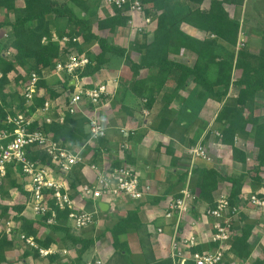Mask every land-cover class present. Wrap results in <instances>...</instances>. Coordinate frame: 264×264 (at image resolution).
Returning <instances> with one entry per match:
<instances>
[{
    "label": "trees",
    "instance_id": "trees-1",
    "mask_svg": "<svg viewBox=\"0 0 264 264\" xmlns=\"http://www.w3.org/2000/svg\"><path fill=\"white\" fill-rule=\"evenodd\" d=\"M80 9L86 10L88 8L87 1L85 0H72ZM145 5V14H150L149 7L160 12L156 16V26L151 41L141 43L137 45V48L144 50L141 55L140 65L153 67L155 72L157 71L159 78V88L163 86V81L169 74L171 69H179L180 73L176 82V86L171 93H163L162 99L165 100V104L171 102L174 96L177 94L181 87L185 86L186 79L192 76V81L195 83L198 95L204 100V96H212L214 98H221L226 94L229 85L233 83L239 86L238 94L235 99V105H223L219 110L215 121L221 123L222 127L219 130L220 137L218 139L223 144H227L231 147L233 159L246 163L247 156L245 152L235 146V136L240 133H247L246 124L252 123L253 126V144L257 147V154L254 157L255 164L252 169L245 173L251 174L249 176V184L252 191H255L261 184V178L259 176L260 167L264 165V119L259 121L257 118H251L249 121L242 116L241 108L248 102H252L255 92L257 90L264 89V31L261 36V46L256 53L248 52L246 50L240 51L238 57H236L234 68L241 69V73L238 79H230V71L233 67V61H219L220 70H224L222 76L217 81H209L205 76L204 72L197 67H189L183 63L171 61L168 59V49L172 44V41L178 40V46L191 50L197 55L198 59L208 58V47L214 42L200 41L197 38L188 36L182 32L179 27L181 23H187L195 28L209 32L214 37L230 44L235 45L238 37V31L240 27V21L238 18L229 16L223 7V2H231L230 0H210L207 9H202L198 5L202 0H188L190 3L197 4L195 7H189L185 3H180V0H141ZM24 6L20 11V15L15 17L14 21L4 19L0 21V28L9 26L10 33L2 45L0 44V116L5 115V107L9 103H6V98L10 97L8 102L13 100L18 101V105H12L13 112L15 110H22L24 106V99L18 94L16 89L12 90V93L8 94L5 92V87L11 83L8 78V73L11 72L15 67L19 66L24 69L27 73L34 71L39 75L37 87L42 88V94L35 98V104H42L47 99H52L59 96L60 92L67 90L72 91L73 86L69 84L70 78L66 75H62L63 80L58 79L55 83L59 84L57 87H53L49 84L45 77V72H50L54 69L55 62L66 53L67 46H74L78 53H82V48L92 42L98 45V52L89 57L90 62L82 69L77 70L76 75L79 78L91 76L98 72L102 65L107 62V53L122 55L125 52V48L114 46L106 42L103 37H100L91 30L86 19L80 18L75 15L72 9L67 4L57 5L53 0H23ZM238 5L241 4V0H237ZM148 4V7H147ZM0 8L5 9V12L15 11L14 0H0ZM128 7L124 9H118L112 6V15L98 22L99 28L108 27L112 30L115 26L125 25L127 20L130 18V14L127 11ZM54 13L57 17H66L70 24L74 26L70 31L60 34L62 36L67 34L70 36L69 42L64 48H62L56 41H52L51 31L49 27V16ZM48 17V19H47ZM77 27L80 31H77ZM82 36V42L72 41L71 38L75 36ZM43 38L45 41H43ZM12 47L15 52L10 56H2L1 51L6 50L8 47ZM208 53V55H206ZM200 61V60H199ZM135 67V65H133ZM15 72V71H14ZM18 79H17V78ZM15 78L19 82L22 79L20 73L15 74ZM14 78V79H15ZM15 79V80H16ZM16 82V81H15ZM221 84L222 90H215L214 86ZM162 85V86H161ZM135 82L132 90H136ZM139 93V91H137ZM10 106V105H9ZM12 112V113H13ZM78 119H72V116L68 115L65 122L61 125L52 124L46 127L47 130L52 132L55 139H63L69 141L72 144L79 145L87 137H80V139H74V135L68 131V124H71ZM81 128L86 125L87 119L82 116L80 119ZM167 121L164 122L166 124ZM163 125V124H161ZM249 133V132H248ZM251 133V132H250ZM104 138H100L98 143H102ZM89 150H86V153ZM99 151L98 147L94 148L92 153V160L97 157ZM167 153H173L170 146L166 148ZM171 161L175 162V158L171 157ZM119 163H114L112 166H118ZM240 173L237 176H220L219 173L212 167H194L191 169V190L194 188L198 189V195L194 199L192 205L196 207L197 204H204V209L211 208L215 205L217 198L220 196L221 191L219 190V181L225 180L230 184V190L228 191L227 198L231 205H240L242 202V188L246 182V175ZM185 173H180L177 181L169 186V190H177L181 186V181L185 177ZM8 177V176H7ZM8 179V178H7ZM11 186L16 187L21 194L24 191L20 184L15 180L10 179ZM75 179L70 182L71 186L74 184ZM183 184V183H182ZM179 189V188H178ZM216 191V192H215ZM215 192V193H214ZM179 191L174 193V196H179ZM163 198L162 196H152L148 201L150 203H156L158 200ZM23 203H15L14 205L2 204L0 205V264L5 262L4 253L6 250L13 247L14 233L20 232L25 236H31L34 238L39 246L47 247L55 239L51 234L59 233L61 235V241H68L76 247L77 258H80L94 243L92 237L84 238L74 236L71 232L70 227L66 222L60 224L47 225L44 223L46 215L38 216L35 218H27L22 212L24 210ZM139 206L134 209H129L124 217L116 220L108 229L112 237V246L117 249L119 255L122 257L128 253L126 248L127 243L120 240V235L127 233L128 231L136 230L142 226L139 220ZM13 212L11 217L17 222V227L13 229V233L7 234L4 228L1 226V219L9 215V212ZM100 211V210H99ZM243 210H240L235 221V227L239 234L235 235L231 245L230 251L237 257L246 258L251 252V247L248 242V238L251 234L252 224L245 221ZM58 217L66 218L67 210H57ZM48 215V213H47ZM39 226H46L49 229V233L42 237H38ZM146 236L147 232L145 230ZM212 246V243L210 244ZM264 251V244H263ZM200 247H193L192 251L199 250ZM38 257L36 250L27 248L23 251V257L27 255ZM55 255L50 256L49 260H54ZM120 262V261H119ZM120 264H126L120 262ZM149 264V263H147ZM152 264V263H150ZM154 264V263H153ZM156 264H172L170 258H164ZM185 264H194L188 260ZM226 264V262L224 263ZM252 264H264V257L262 259H256Z\"/></svg>",
    "mask_w": 264,
    "mask_h": 264
},
{
    "label": "built area",
    "instance_id": "built-area-1",
    "mask_svg": "<svg viewBox=\"0 0 264 264\" xmlns=\"http://www.w3.org/2000/svg\"><path fill=\"white\" fill-rule=\"evenodd\" d=\"M105 2L118 9L128 7L127 11L131 17L133 14H141L143 18L151 15L145 14L146 7L141 0ZM145 20V23H150L149 16ZM68 40L66 36L61 38L62 42ZM71 40L75 41V38ZM6 52L10 53L8 50ZM89 62L88 56L78 53L74 46H67L66 53L55 62L52 72L69 77L70 81H73L69 82L73 90L63 92L64 97L61 93L37 105L35 98L41 96L43 90L37 87L39 75L30 71L22 76L18 87H15L24 99L23 109L13 112L12 109L10 111V108L5 107V115L0 116V181L12 177L20 184L24 194H21L23 201L19 202L24 204V210H29L32 217L46 215L44 223L47 225L66 222L72 234L77 235L82 234L96 222L95 217L100 210L98 201H105L110 207L116 208L117 204L123 201H133L137 202L136 204L144 202L153 194L151 184L143 181L133 167L126 164L112 166L106 162H90L87 158L91 149L88 146L98 143L100 138L106 136L107 126L99 118L100 109L114 94L108 83L83 81V78L76 75V71L82 70ZM78 113L87 119V138L79 145L55 139L52 132L46 129L52 124L61 125L68 115L74 116ZM120 132L127 136V130L121 129ZM85 146L89 148L87 153L83 150ZM187 152L193 161L198 157L208 159L200 143L189 147ZM191 169L188 171L186 181L178 190L180 195L177 197L173 195L167 201L163 213L166 219L171 220L172 226L166 258H170L172 264H185L188 260L194 264H224L228 253L231 252L233 238L239 234L235 227L237 215L240 210L246 209V204L256 209L261 217L263 231L260 241L264 244V165H262L259 172L260 186L248 194L245 201L242 199L239 206L231 205L227 198L228 192H223L213 207L204 209V216L212 219L209 238L212 246L192 251L198 243L197 236L193 233L179 234L182 221L193 210L192 203L198 195V189L191 190ZM78 170L83 171V179L74 178ZM69 177L75 179L72 186ZM57 210H67L66 218L58 217ZM12 216L5 220L1 219L8 234L13 233V229L17 227V222L11 218ZM162 232L163 228L157 227L150 234L158 235ZM16 233L21 243L29 249L36 250L40 257L68 253L65 248L59 249L52 243L47 247L39 246L31 236ZM85 264L106 262L100 257H95L88 259Z\"/></svg>",
    "mask_w": 264,
    "mask_h": 264
},
{
    "label": "rangeland",
    "instance_id": "rangeland-1",
    "mask_svg": "<svg viewBox=\"0 0 264 264\" xmlns=\"http://www.w3.org/2000/svg\"><path fill=\"white\" fill-rule=\"evenodd\" d=\"M53 1H55L57 5L67 4L72 9V11L75 15H77L80 18L86 19L88 21L89 25L91 26V30L95 31L94 33L96 35L103 37L107 43L112 44L114 46H119V47L125 48V52L122 55H117V54H112V53L106 54L107 57H109V55H116V59L119 61V63L117 64V68L121 67V66L123 67V65H126L127 69L129 67V71H131V73H132V78H135V76L139 72L138 71L139 68H142V67L150 68L149 71H146V69H144V71H145L144 73H146V72L149 73V78L153 82V84H152L153 89L151 92L153 95L156 94L158 96V98L157 99L155 98L156 100L154 101L155 106H156V108H154L155 112L154 113L152 112V114L150 113V115H147V113L145 112V115H147L146 118L150 116V118H148V119L152 120L156 116L158 119V120H156V122L158 121L159 124H164L165 121H167V122L170 121V119L172 118V114H171L168 106H169V104H171L173 99L171 100L170 103L165 104V100L162 99V94L164 92L165 93H171L174 90L178 76H179V73H180V70L179 69H171L169 71V74L167 75V77L163 81V84H162L163 86L161 85L162 87L160 89L159 83H158L159 78H157L158 74H157V71L155 72L154 68H151V67L146 66V65H143V66H140L137 68V65L138 66L140 65L141 55H142V53H144V50L138 49L137 45H139L141 43L147 44L149 41L152 40L153 33L155 30V26H156V16L158 15V13L160 11L152 9L151 7H149L151 15H146L143 18V16L141 14H137V15L133 14L132 17L130 16V18L127 20L125 25L115 26L111 31L108 27H105V28H99L98 27V22L100 20H102V19L106 18L107 16H110L114 13L113 11L109 12L107 10V8L112 9V7L107 5L105 0H85V1H87L86 3L88 5V8L86 10L80 9L72 0H53ZM180 1H182L180 3H185V5H188L189 7L197 6V4L190 3L188 0H180ZM230 1L231 2H228V1L223 2V7L229 16L238 18L239 21L241 22L240 16L243 13V15H244L243 19L247 20L249 24L250 23L258 24V26H256V27L262 29V25L264 23V13L261 10V8L262 9L264 8V2L263 1L260 0L258 2L259 5H258V3H256V1L252 2L251 0H247V1L241 0L240 5H238L237 0H230ZM209 2H210V0H202V2L198 6L202 9H207L209 6ZM255 4H256V6H255ZM14 6L16 7V10L11 11L12 15H10V17L8 16L7 18H6V15H8L9 13L5 12V9L0 8L1 16H3V18H5V19H8V20L10 19L11 21H14L15 17L20 15L19 13L22 10V7L24 6L23 0H14ZM147 7H148V4H147ZM48 16H49V20H50L49 27H50V31H51L52 41H56L61 47L63 45H66L68 43V41L70 40V36L67 34H64L62 36H59V35L70 31V29L74 25L70 24V22L67 20L66 17H57V16H55L54 13H51ZM148 16L150 17V21H149L150 23H145L146 22L145 19H147ZM47 19H48V17H47ZM181 24H180V27H181ZM253 27H254V25H252L251 27H249V26L247 27V26L243 25V27H242L241 23H240V27H239V31H238V37H237V41H236L235 45H230V44L214 37L209 32H205V31L201 30L197 34L199 36L197 39H199L200 41L214 40V42H212L210 44V47H208L209 56L207 59H205L203 57V59L197 60V55L194 52H192L189 49L182 48L181 46H178V40L172 41V44L169 46L168 59H170L171 61L183 63L189 67H197L198 69L201 68L200 70H202L204 72L205 76L207 77V79L209 81H217L222 76V73L224 70H220V68L218 67L219 61H233V67L230 71V79H231V81L233 78H234V80L238 79L240 76V73H241V69L236 68V67L234 68V63H235L236 57H238V53L240 51H244V50H246L248 52L256 53L261 46V39L259 42V41L255 40L254 35L250 36V34H249V32H250L249 28L253 29ZM75 28L76 27L74 26V29ZM77 29H78L77 31H80V29L78 27H77ZM105 29H108V31H105ZM64 36L68 37L69 40L62 42L61 38ZM1 37L4 38V39H2L3 43H4L6 38H7L6 34H4V36L2 34ZM107 37H109V38H107ZM74 38H75V41H77L78 43L82 42V36L81 35L75 36ZM259 38H261V36ZM43 41H45V40H43ZM81 48H82V51H81L82 54H84L88 57H92L93 54L98 52V45L94 42H92L91 44H88V46L86 45L85 48L84 47H81ZM7 50L10 52L9 53L10 55H13V53L15 52V50L9 46L5 51L4 50L1 51L2 56H10L9 54H7V52H6ZM208 53L206 55H208ZM117 56L120 58H117ZM133 65H135V67ZM103 66L104 65H102L101 68L98 70V72H96L95 74H92L91 76L83 77V81L92 80V82L96 83V84L103 81L105 78V72H104L105 68ZM16 73H20V75L24 76V75H26L27 72L24 69H22L21 67L17 66V67H15V69H13L11 72L8 73V77L10 76L9 79L12 80V84L11 85L9 84V89L11 86V90H14V87L17 88L18 87L17 85H19V82L17 81L18 78L17 77H16L17 79L15 78ZM44 75H45L46 81L49 84H52L53 87H57V85H59V84L55 83L57 78L62 79V77H61L62 75L60 73L55 74L52 72V70H50V72H45ZM117 76L118 75H116L115 77H117ZM129 76H130V73H129ZM115 77H114V79H115ZM130 80H128V81H130ZM116 81L118 82V78L116 79ZM128 81H123L120 84L119 93L117 91V93L112 98V102L109 101L106 105L101 107L100 115H99V118L102 122L104 121L103 115H104V117H107V115L111 111L114 115H116V116L119 115L120 119H122V120L117 119V121H118L117 124H120V125L122 124V127L124 128V130L125 131L127 130V136H123V141H125V142H129L126 139H127L128 135H132V132L135 131V128H136L135 122L137 121V120L132 119V116L135 115V111L137 109V105L135 103L136 98H134L131 95L134 98V100H132V101L128 100L127 101V97H126V93H127L126 91H129L128 88L127 89L125 88V87H129ZM191 81H192V76H190L186 79L185 86H187L189 83H191ZM231 84L229 85V88H228L226 94L222 98L223 99L222 101L224 102L222 104V106L223 105H231L232 106V105L236 104L235 99H236L237 94H238L239 86H236L233 83H231ZM222 88H223V86L221 84L214 86L215 90H222ZM117 89H118V84H117ZM132 91L133 92L131 94L134 93L135 95H138L136 90H132ZM60 93H62L61 95L64 94L63 92H60ZM62 97H64V95ZM145 101H146V99H145ZM126 102L129 104H126ZM144 102H142V103H144ZM138 107H139V104H138ZM241 110H242V112H241L242 116L245 119H247L248 121L251 118H257V119H259V121H262L264 119V89L257 90L255 92V95H254L252 102L246 103L241 108ZM102 111H105V112L108 111V112L105 114H102ZM153 114L155 116H153ZM81 118H82V115L79 113L72 116V119H78V121L71 123L68 127V131L71 133V135H74V137H73L74 139H80V137H83V138L85 137L86 132H85L83 127L82 128L80 127L81 126V122H80ZM145 121L147 122L148 120L146 119ZM112 122H113V120H112ZM138 122H139V120H138ZM166 125H167V123H166ZM253 125L254 124L248 122L246 124V130H248L249 133L248 132L243 133V134L240 133V135L244 138L245 146H249V148H245V149H247V153L245 152V154L247 157L250 158L249 160L246 159V163L242 164L240 162L241 164H239V165L232 163V166L228 165L229 168L225 167L222 170L220 169L222 173L218 172L216 170V167H215V164H218L217 159L219 158V156L216 155V153H217L216 148L214 150V149H211V146H209V148H207L206 146L201 144L204 147L206 156L208 157V159L206 158L207 159L206 160L207 162L205 164L206 166H200V165L195 166L194 165L195 161H193V162L191 161V163H189L186 159L181 160L182 161L181 165L178 166V170L175 171V176L172 179L177 181L180 173H183V172L185 173V171H186V174H188L187 171L190 168H194V167H212L219 173L220 176H223V177L224 176H237L240 173L245 174V173L249 172L255 164L254 157L257 154V147L253 144V137H252V134H253L252 130L254 127ZM221 127H222L221 123H219L217 126H216V124H213L210 128V129H212V133H211V131H209L207 137H205V138H210L211 141L217 140V138L220 137L219 130ZM215 130H217V131H215ZM175 133H176V135L179 134L178 131H176ZM112 134L114 136L115 133H112ZM194 137H196V135ZM86 138L81 139V141L83 142ZM115 139L118 140L117 135H115ZM249 139H250L252 144L248 143ZM193 142H195L194 139H192L191 143H188V142L187 143L190 146V144L191 145L195 144ZM122 143H123L122 145L125 144L124 142H122ZM100 144L95 143V144H92L91 146H88L89 148H91L89 153H88V155H89L88 160L90 162L93 161L92 160V155H93L92 153H94L93 152L94 148L98 147L100 149ZM197 144H195V145H197ZM228 146L226 148L227 152H229V149H230ZM89 148H87V146H85L83 150H89ZM127 150H129V149H127ZM227 152H224V155L222 154L223 155L222 158L224 157L226 159V155H228ZM114 154L115 155L116 154L121 155L122 153L114 151ZM122 155H124V153ZM182 155H183V152H182ZM184 156H186V155H184ZM217 156H218V158H217ZM227 157H229V156H227ZM97 158H99V157L94 158L95 162H98L96 160ZM99 159H100V161L107 162V164L108 163L111 164V162H109V160L106 157H104V159H106V160H103L102 157H100ZM103 162H101V163H103ZM247 167H249V168H247ZM77 172H76L77 178L79 179L81 177L80 179H83L82 178L83 171L78 170ZM245 175L247 176L245 179L246 182H249V180H250L249 176L251 174L249 173V174H245ZM186 178H187V176L182 179V181L180 182L181 185L183 182L186 181ZM10 179H13V178L9 177L8 179L6 178V179L0 181V205H2V204L14 205L15 203H18L19 201L20 202L23 201V198H22L19 190L16 187L11 186V183L9 181ZM171 181L172 180H168L167 182L172 183ZM159 182H163V181H159ZM164 184H165V182H163L162 185H164ZM218 188L221 191V193H222V191L224 193H226L228 189L230 190V184H229V182L220 179ZM118 204H119L118 207H121L120 206L121 203H118ZM128 210H127V208L124 209L123 207H121V208H117L115 211H113V214L115 213L116 215H113L111 213L109 215L106 214L104 216L102 215L101 211H98V214L95 217L96 221H97V216H98V221H99L98 224L96 225L94 223L88 229L84 230V232L82 234L76 235L77 237L95 238L93 245L85 252V255H90V252H91L92 256L90 255L91 256L90 258H95V257L100 256L102 259L106 260V264H120L121 261L124 263H127L126 259H128V261H130L129 258L132 260L138 261V259H139L138 257H131L129 255H131V252L135 250L134 245H135V243L137 244V240H139V245L143 248L142 253L144 254V259H145V262L142 261L141 264H147V263L156 264V263H158V261L164 259V258H162L160 260L156 259L155 254L157 253V251H156V248H157L156 244L157 243L154 242V244H153L152 241L146 236L144 225L141 226L140 228L136 229V230H133V231L130 230L127 233H124L125 235L124 234L120 235V237H119L120 240L125 241L127 243L126 248L128 249V253L126 255H124L122 257L121 255H119V252L117 251V249L113 248L112 237H111V234L108 231V229L116 220H118L121 217H124ZM10 215H13L12 211H10L9 215L5 216L2 220L8 219V217ZM145 219H146V216H145ZM1 226L3 227V225H1ZM132 241H135L134 245H132ZM18 242L20 244L18 249H24V248L27 249V246H25L24 244L21 243V240L19 239L17 233H15L14 237H13L12 249H15V243H18ZM95 246L98 247L97 251L94 250ZM71 247L72 246L69 245V248H71ZM155 251H156V253H155ZM19 252L15 253L13 258H12L14 263H17V260H19V258H20V255L18 254ZM76 253H77V251H76ZM108 253H112V255H110V257H108V255H109ZM136 253L137 252H135V254ZM234 256H236V255H234ZM38 257H40V256L38 255ZM239 258H241V257H239ZM231 261L232 260H230L229 263ZM80 264H83V261H81ZM132 264H133V261H132ZM137 264H139V263H137Z\"/></svg>",
    "mask_w": 264,
    "mask_h": 264
},
{
    "label": "crops",
    "instance_id": "crops-1",
    "mask_svg": "<svg viewBox=\"0 0 264 264\" xmlns=\"http://www.w3.org/2000/svg\"><path fill=\"white\" fill-rule=\"evenodd\" d=\"M251 1L252 2L256 1V3H258L260 0H251ZM261 1L264 2V0H261ZM107 10L109 12L112 11V9L110 8H107ZM261 10L264 13V8L263 9L261 8ZM8 13L9 14L6 15V18L12 15L11 12H8ZM243 16L244 15L242 13L240 16L241 26L243 27L244 25L247 27L248 26L251 27L252 25H254L253 29L249 28L250 29L249 34L250 36L254 35L255 40L260 42L259 37L262 34V31H264V23L261 29V28L256 27L258 26V24H252V23L249 24L247 20L243 19L244 18ZM4 19L5 18H3V16H1L0 14V21H3ZM9 21L11 20L9 19ZM179 29H181V31L187 34L188 36H191L194 38H198L199 36L197 34L198 32L201 31L200 29L195 28L187 23H182ZM105 31H108V29H105ZM9 33H10L9 26L0 28V44L1 45L3 43L2 39H4L1 37V35L3 34L4 36V34H6V36H8ZM117 58H120V57L117 56ZM117 61L118 60L116 59V55H109V57H107V62L103 66L105 68V71H104L105 78L101 82L108 83L109 88L113 89V92H114L113 96H114L117 93V91L119 93L120 84L123 81H128L131 79L130 81H128L129 87H125V88L126 89L128 88L129 90V91H126L127 101L128 100L132 101L134 100V98H136L135 103L137 105V109L135 111V115L132 116V119L137 120L135 122L136 128H135V131L132 132V135H128L126 140L129 142H125L123 141V134L120 132V130L124 128L122 127V124L121 125L117 124L118 123L117 119L122 120L120 119L119 115L117 116L114 115L112 111L109 112L107 117H104L103 115L104 122L106 126L108 127L107 129L108 130L110 129V130L109 131L107 130L106 136L104 137L102 143L100 144V149L98 153L96 154H97V157L99 158L102 157L103 160H106L104 159V157H106L109 160V162H111V165H114V163L115 164L119 163V164H126V165L133 167L139 173L143 181H147L151 184L152 193H153L152 196H162L163 197L160 200H158V202L156 203H150L148 201V199H150L152 196L148 197L146 201L140 202L138 204H136L137 202H133V201L120 202L121 203L120 206L123 207L124 209L127 208V210L134 208L136 205L139 206L140 208L139 220L142 226L144 225L145 227V230L147 232V237L152 241L153 244L154 242L157 243L156 244L157 253L155 251L156 253L155 257L157 260H160L167 256L169 240L171 238L170 235L172 232L171 220L166 219L163 216V213L166 209L167 201L174 195V193L177 190H179L178 188H180L183 184L180 187H178L177 190H173V189L169 190V186L175 182V180H173L172 178L175 176V171L178 170V166L181 165V162H182L181 160L186 159L189 163H191V161L193 162V160H191V156L187 152L188 148L197 143L203 144L207 148L211 146V149H214V150L216 148V151H217L216 155H218L219 158L217 156L218 164H215V167L218 172H221V170L225 167L229 168L228 165L232 166V163L237 164V165L241 163L233 159L230 146H228L227 144H223L222 142H220L218 138L215 141H211L210 138H205L207 137L209 131H211L212 133V129H210L211 126L213 124H216V126L219 124L215 121V118L222 104L224 103L222 101L223 100L222 98L224 97V95L219 99L206 95V97L204 96V100H202L201 99L202 97L198 95V90H197L195 83L191 81V83H189L187 86H183L181 87L180 90H178L176 96L173 98L171 104H169L168 106L172 114V118L170 119V121L167 122V125L166 124L161 125L158 123V121L156 122V120L158 119L154 114H153V116H155L154 119L152 120L148 119L150 118V116L146 118L147 115H150V113L152 114V112L153 113L155 112L154 108H156V106H155L154 101L158 98L156 94L153 95L151 92L153 89L152 88L153 82L149 78V73L147 72L144 73L145 72L144 69H146V71H149L150 68H147V67L139 68L138 69L139 72L137 73L135 78H132V73L131 71H129V67L127 69V66L123 65V67L121 66L117 68V64L119 63V61L118 62ZM129 73H130V76H129ZM116 75L118 76L115 77ZM117 78H118L119 83L116 81ZM232 80H234V78ZM10 81H11L10 83L11 85L12 80L10 79ZM134 82L136 85V88H135L136 91H139V93H137L138 95H135L134 93L131 94L133 92L132 87H133ZM117 84H118V89H117ZM4 91L7 92L8 94L12 93L11 86L9 89V85H7ZM113 96H111L108 102L109 101L112 102ZM9 100H10V97H7L6 103H9V104L6 107V109H9V107H11L12 105H16V106L18 105L17 100H13V102L12 101L8 102ZM126 104H129V103L126 102ZM138 104H139V107H138ZM107 112L108 111L106 112L102 111V114H105ZM145 112L147 113V115H145ZM146 119L148 120L147 122L145 121ZM69 125L70 124H68V126ZM83 128L86 132L87 126L84 125ZM176 131L179 132L178 135H176L175 133ZM112 133H115L114 136ZM115 135H117L118 140L115 139ZM195 135L196 137H194ZM192 139L195 140V142H193L195 144L193 145L190 144L189 146L188 143H191ZM122 142H124L125 144L122 145L123 144ZM244 142H245L244 138L240 134L235 136V140H234L235 146L247 153V149L245 148H249V146H245ZM248 143H251L250 139L248 140ZM168 146H170L173 150L172 155L175 158L174 163L173 161H171L172 155L167 153L166 151V148ZM227 146L230 148L229 152L226 151ZM114 151L121 152L122 154L124 153V155L122 154L115 155ZM182 152H183V155H182ZM224 152L228 153V155H226V159L224 157L222 158V156L224 155ZM88 157L89 155H87V158ZM99 158H97L96 160L100 163L103 162V161H100ZM249 159L250 158L247 157V160ZM206 162L207 161L205 159L198 157V158H195L194 165L195 166H198V165L206 166L205 165ZM76 177L77 176L74 174L75 179ZM74 178L69 177V181L72 182ZM168 180H172L171 181L172 183L167 182ZM159 181L165 182L166 185L165 184L162 185L163 182H159ZM228 191L229 189L227 190V192ZM242 193L244 194L242 199H244L245 201L248 194L252 193V189L250 187L249 182L244 183V186L242 188ZM101 202L106 203L107 205L106 210L100 209L103 216L106 214L108 215L111 213L113 214V211H115L117 208H121V207H118L119 204H117L116 208L115 207L112 208L105 201H100V202L98 201L97 205ZM195 206L196 207H194L193 210H191L190 213L187 214L184 220L182 221V224L179 228L180 230L179 234L185 235L187 233H193L195 236H197L198 243L196 247H200L203 249L210 248L211 243L209 242V238H210V227L212 224V219L211 217L204 216L203 214L204 207H205L204 204H198V205L196 204ZM243 214H244L245 221L253 225L251 229V234L248 238V242L251 247V252L249 256L246 258H239L237 256H234V254L230 252L226 258L227 259L226 264H252L254 260L262 259L264 257V251L262 249L263 244L260 241L261 234L263 231V228L261 225V217L256 209H254L251 205L247 206V204H246V209L244 210ZM23 215L27 218H32V219L34 218L31 216L30 211L26 209L23 210ZM113 215H116V214L114 213ZM145 216H146V219H145ZM98 222L99 221H98V216H97V221L95 222V224L97 225ZM157 227L163 228V232L158 235L150 234L151 231ZM36 228H38L37 236L39 238L49 233V229L46 226L36 225ZM73 235L76 236L77 233H73ZM51 236L55 239V242H52V244L56 245L59 249L65 248L68 251L66 255L65 254L63 255L61 253L53 254L55 255L54 260H49V257L53 255H49L47 257H34L29 254L26 257H23L22 255L23 251H25L26 249L25 248L18 249L20 245L18 242V243H15V249L11 248L5 251L4 256L6 260L2 264H80L81 261H83V264H85V262L92 256V253L90 252L91 256L85 255V253H83L80 258H77V253L75 249L76 247L73 246L72 243H69L68 241H63L64 242L63 243L60 240L61 235L59 233L51 234ZM134 242L135 241H132V245H134ZM69 245L72 247L69 248ZM134 249L135 250L132 251L131 255L129 256L138 257L139 258V259L137 258L138 261L137 260L135 261L129 258L130 261L126 259L127 260L126 264H132V261H133V264H137V263L141 264L142 261L145 262L144 254L142 253L143 248L139 245V240H137V244L135 243ZM94 250L97 251L98 247L95 246ZM17 252H19L18 254L20 255V258L19 260H17V263H14L12 258L14 254ZM135 252L137 253L135 254ZM108 254H109L108 257L112 255V253H108ZM103 260L106 262L105 259ZM230 260L232 261L229 263Z\"/></svg>",
    "mask_w": 264,
    "mask_h": 264
},
{
    "label": "water",
    "instance_id": "water-1",
    "mask_svg": "<svg viewBox=\"0 0 264 264\" xmlns=\"http://www.w3.org/2000/svg\"><path fill=\"white\" fill-rule=\"evenodd\" d=\"M71 83H73V81H71ZM98 206L100 207L101 210H106L107 209L106 203L101 202V203L98 204Z\"/></svg>",
    "mask_w": 264,
    "mask_h": 264
}]
</instances>
